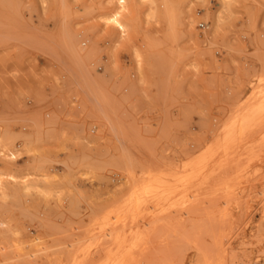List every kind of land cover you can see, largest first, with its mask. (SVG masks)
<instances>
[{
    "label": "rangeland",
    "instance_id": "1",
    "mask_svg": "<svg viewBox=\"0 0 264 264\" xmlns=\"http://www.w3.org/2000/svg\"><path fill=\"white\" fill-rule=\"evenodd\" d=\"M263 109L264 0H0V264L262 260Z\"/></svg>",
    "mask_w": 264,
    "mask_h": 264
},
{
    "label": "bare ground",
    "instance_id": "2",
    "mask_svg": "<svg viewBox=\"0 0 264 264\" xmlns=\"http://www.w3.org/2000/svg\"><path fill=\"white\" fill-rule=\"evenodd\" d=\"M263 110H264V109H263ZM263 110H262V111H263ZM241 126H242V125H241ZM238 127H239V126H238ZM238 127H237V128H238ZM244 127H245V126H244ZM244 127H243V128H244ZM238 129H240V128H238ZM241 129H242V128H241ZM230 131H231V130H230ZM233 131H234V130H233ZM239 131H240V130H239ZM231 133H232V132H231ZM227 136H228V135H227ZM227 138H228V137H227ZM224 140H225V138H224ZM232 140H233V139H232ZM232 140L230 139V142H231ZM226 145H228V143H227ZM229 145H230V143H229ZM224 147H225V144H224ZM226 147H227V146H226ZM228 148H230V147H228ZM228 148H227V149H228ZM116 239H118V238L116 237ZM116 239H115V240H116ZM118 240H119V239H118ZM119 242H120V241H119ZM259 257L264 261V245H263L262 251L260 252V256H259ZM207 259H208V258H207ZM123 260H124V259H123ZM209 260H210V259H209ZM120 262H121V261H120ZM121 264H122V263H121Z\"/></svg>",
    "mask_w": 264,
    "mask_h": 264
},
{
    "label": "built area",
    "instance_id": "3",
    "mask_svg": "<svg viewBox=\"0 0 264 264\" xmlns=\"http://www.w3.org/2000/svg\"><path fill=\"white\" fill-rule=\"evenodd\" d=\"M253 264H264V261L263 260H259V261L255 262Z\"/></svg>",
    "mask_w": 264,
    "mask_h": 264
}]
</instances>
